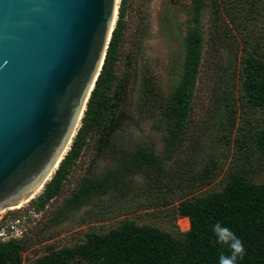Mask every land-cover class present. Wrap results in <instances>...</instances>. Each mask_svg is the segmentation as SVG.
Segmentation results:
<instances>
[{
    "label": "rangeland",
    "instance_id": "1",
    "mask_svg": "<svg viewBox=\"0 0 264 264\" xmlns=\"http://www.w3.org/2000/svg\"><path fill=\"white\" fill-rule=\"evenodd\" d=\"M203 2L198 23L193 0H125L109 93L112 113L104 132L90 134L62 194L44 211L35 210L33 203L43 189L30 202L0 216L1 226H16L30 241L25 262L33 263L53 249L73 247L89 231L106 233L125 222L169 234L187 232L189 219H175L173 211L182 200L221 192L228 176L236 173L264 184L262 158L242 154L245 150L236 142H243L247 127L256 131L264 126V110L248 106L242 87L245 61L264 62V0ZM195 28L204 37V48L192 112L182 148L167 157L165 139L176 117L165 112L182 79L186 39ZM150 84L153 91L148 95ZM229 105L235 109L230 119L225 111ZM116 147L127 154L140 148L153 150L166 169L157 173L145 167L82 207L63 209L83 180L99 179L115 169L121 156ZM211 158L214 168L206 180L185 179L189 165H194L196 174Z\"/></svg>",
    "mask_w": 264,
    "mask_h": 264
},
{
    "label": "trees",
    "instance_id": "2",
    "mask_svg": "<svg viewBox=\"0 0 264 264\" xmlns=\"http://www.w3.org/2000/svg\"><path fill=\"white\" fill-rule=\"evenodd\" d=\"M193 1L197 16L194 22L199 23L205 3L203 0ZM124 2L125 0L122 1L119 20L109 44L104 66L77 135L51 181L33 202L35 210L39 212L44 211L48 203L62 194L65 182L89 142L90 134L104 132L105 124L108 125L112 113L109 93L114 82L113 64L117 59L118 44L121 41ZM203 42L204 37L198 29L186 39L187 54L183 76L171 94L170 106L165 112L169 117H176L165 139L167 157L172 156L184 144L186 122L192 112L202 63ZM243 75L242 87L248 106L264 110V62L257 58H248L244 63ZM152 89L150 84L148 95L152 93ZM230 107L232 106L229 105L225 109L229 113V119L235 112V109ZM244 136L243 142L236 139L239 149L245 150L242 154L257 153L264 162V126L256 131L247 127ZM117 147L114 151H119L121 156L116 159L115 169L99 179L83 180L77 190L66 199L63 209L82 207L95 196L105 195L122 184L129 174H136L145 167L153 168L157 173H163L166 169L161 158L153 150L140 148L127 154L126 150ZM213 164L211 158L209 164L196 174H193L194 165H189V169L184 172L185 179H188L189 183L206 180L210 172L212 175ZM173 211L175 219H189V231L169 234L153 226L125 222L106 233L89 231L75 246L53 249L30 264H218L221 246L215 242L212 231L217 221L232 229L243 240L247 256L241 264H264V184H255L238 173L231 174L223 191L182 200ZM1 225L0 230L4 227ZM29 243L24 237L7 242L0 240V264H29L23 259Z\"/></svg>",
    "mask_w": 264,
    "mask_h": 264
},
{
    "label": "water",
    "instance_id": "3",
    "mask_svg": "<svg viewBox=\"0 0 264 264\" xmlns=\"http://www.w3.org/2000/svg\"><path fill=\"white\" fill-rule=\"evenodd\" d=\"M119 0H0V216L44 189L77 135Z\"/></svg>",
    "mask_w": 264,
    "mask_h": 264
},
{
    "label": "clouds",
    "instance_id": "4",
    "mask_svg": "<svg viewBox=\"0 0 264 264\" xmlns=\"http://www.w3.org/2000/svg\"><path fill=\"white\" fill-rule=\"evenodd\" d=\"M215 242L221 246L218 264H241L247 256L243 240L229 227L217 221L212 228Z\"/></svg>",
    "mask_w": 264,
    "mask_h": 264
},
{
    "label": "built area",
    "instance_id": "5",
    "mask_svg": "<svg viewBox=\"0 0 264 264\" xmlns=\"http://www.w3.org/2000/svg\"><path fill=\"white\" fill-rule=\"evenodd\" d=\"M24 237V232L17 230L16 226L11 225L10 227H3L0 230V240L7 242L12 239H22Z\"/></svg>",
    "mask_w": 264,
    "mask_h": 264
},
{
    "label": "bare ground",
    "instance_id": "6",
    "mask_svg": "<svg viewBox=\"0 0 264 264\" xmlns=\"http://www.w3.org/2000/svg\"><path fill=\"white\" fill-rule=\"evenodd\" d=\"M42 190H43V189L39 190L38 193H39L40 191H42ZM38 193H37V194H38ZM37 194H36V195H37ZM36 195H35V196H36ZM35 196L33 197V199L35 198ZM31 200H32V199H31ZM27 202H28V201H27ZM27 202H25V203H27ZM25 203H23V204H21V205H19V206H17V207H18V208H19V207H22ZM12 208H16V207H12ZM12 208H10V209H12Z\"/></svg>",
    "mask_w": 264,
    "mask_h": 264
}]
</instances>
